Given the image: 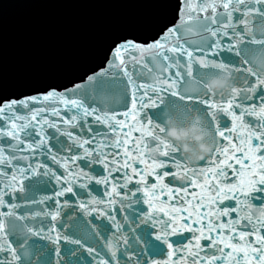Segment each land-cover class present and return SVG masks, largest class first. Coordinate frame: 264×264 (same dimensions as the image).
I'll return each instance as SVG.
<instances>
[{
	"label": "snow or ice",
	"instance_id": "6c2138e0",
	"mask_svg": "<svg viewBox=\"0 0 264 264\" xmlns=\"http://www.w3.org/2000/svg\"><path fill=\"white\" fill-rule=\"evenodd\" d=\"M118 39L107 69L87 79L101 90L122 84L121 112L80 84L0 102V264H34L32 237L51 243L56 264L61 241L88 264H264V0H177L150 42ZM196 66L207 70L203 95L182 91ZM166 96L192 102L190 125L161 119ZM44 178L52 193L28 196ZM70 205L114 230L95 229L106 257L59 230ZM184 234L186 243L172 239Z\"/></svg>",
	"mask_w": 264,
	"mask_h": 264
},
{
	"label": "water",
	"instance_id": "95a60500",
	"mask_svg": "<svg viewBox=\"0 0 264 264\" xmlns=\"http://www.w3.org/2000/svg\"><path fill=\"white\" fill-rule=\"evenodd\" d=\"M176 12L177 0H0V102L23 99L51 87L63 91L66 87L80 84L81 91L87 89L91 92L92 89H97L98 105H108L121 112L125 104L130 106L129 95L123 94L124 86L119 83L109 84L101 90L96 81L89 82L87 77L93 75V71L99 72L101 67L107 69L106 59L107 55L110 59L111 51L109 45L115 47L119 42L118 38L150 42V38L161 26L174 19ZM189 38L199 41L200 37ZM216 59L221 57L217 56ZM205 71L207 70L196 66L193 77H186L187 83L182 91L200 92L203 95L199 77ZM191 103L166 96L165 105L161 106L165 109L161 119L171 118L177 125H190L196 115L187 110L186 106ZM150 111L155 115L157 110ZM93 128L97 135L104 131L99 125H93ZM75 131L79 132V129ZM51 143L54 151L59 150L60 144L55 140ZM64 155L65 153H60L61 158ZM91 170L96 175H103L102 165L92 164ZM73 171L77 169L73 168ZM55 186L54 180L48 182L44 178L43 182L35 183L33 190L27 195L40 199L43 195L51 194ZM91 188L94 195H103L102 185L98 186L93 182ZM137 214L135 209L129 210V221L139 223L135 219ZM61 215L63 223L68 225L67 228L61 227V232L83 238L90 246L96 247L101 256H107V251L103 248L104 241L95 235L96 227L102 224L108 226L109 234L114 231L106 220L97 219L95 213L85 215L77 205L62 208ZM143 229L144 225H140V230L130 236L141 234ZM125 231L128 234L127 229ZM187 235L172 239L186 243L184 237ZM30 244L34 245L30 249V259L34 264L36 261H51V264H56L58 258L48 240L32 237ZM60 247L61 264H88L92 259L83 249L76 250L75 245L61 241ZM39 249L43 251L38 254ZM121 259L126 257L122 256Z\"/></svg>",
	"mask_w": 264,
	"mask_h": 264
}]
</instances>
